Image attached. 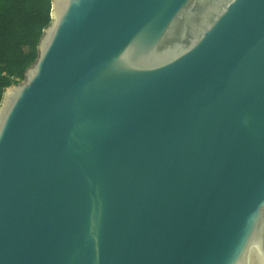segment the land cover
Listing matches in <instances>:
<instances>
[{
    "label": "water",
    "instance_id": "obj_1",
    "mask_svg": "<svg viewBox=\"0 0 264 264\" xmlns=\"http://www.w3.org/2000/svg\"><path fill=\"white\" fill-rule=\"evenodd\" d=\"M0 264H264V0H51L0 100Z\"/></svg>",
    "mask_w": 264,
    "mask_h": 264
},
{
    "label": "trees",
    "instance_id": "obj_2",
    "mask_svg": "<svg viewBox=\"0 0 264 264\" xmlns=\"http://www.w3.org/2000/svg\"><path fill=\"white\" fill-rule=\"evenodd\" d=\"M51 0H0V100L5 87L23 79L50 21Z\"/></svg>",
    "mask_w": 264,
    "mask_h": 264
}]
</instances>
